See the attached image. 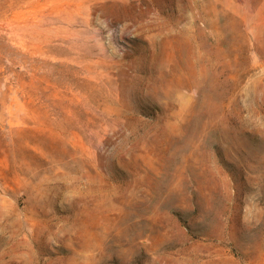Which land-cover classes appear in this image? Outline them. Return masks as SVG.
Returning <instances> with one entry per match:
<instances>
[{
  "label": "rangeland",
  "instance_id": "obj_1",
  "mask_svg": "<svg viewBox=\"0 0 264 264\" xmlns=\"http://www.w3.org/2000/svg\"><path fill=\"white\" fill-rule=\"evenodd\" d=\"M0 264H264V0H0Z\"/></svg>",
  "mask_w": 264,
  "mask_h": 264
},
{
  "label": "bare ground",
  "instance_id": "obj_2",
  "mask_svg": "<svg viewBox=\"0 0 264 264\" xmlns=\"http://www.w3.org/2000/svg\"><path fill=\"white\" fill-rule=\"evenodd\" d=\"M38 30H39V29H38ZM38 30H37V31H38ZM40 32L42 33V30H41ZM45 32H46V31H45ZM39 42H40V41H39Z\"/></svg>",
  "mask_w": 264,
  "mask_h": 264
}]
</instances>
